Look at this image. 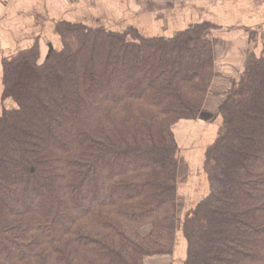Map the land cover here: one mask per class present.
<instances>
[{"label":"trees","instance_id":"trees-1","mask_svg":"<svg viewBox=\"0 0 264 264\" xmlns=\"http://www.w3.org/2000/svg\"><path fill=\"white\" fill-rule=\"evenodd\" d=\"M205 25L168 39L78 23L2 65L0 264H264V57L223 101L205 150L208 192L179 220L172 127L214 77ZM200 41V44H194Z\"/></svg>","mask_w":264,"mask_h":264},{"label":"crops","instance_id":"crops-1","mask_svg":"<svg viewBox=\"0 0 264 264\" xmlns=\"http://www.w3.org/2000/svg\"><path fill=\"white\" fill-rule=\"evenodd\" d=\"M61 22L112 32L130 29L143 37L163 39L205 25L202 37L211 43L215 74L198 116L181 119L172 128L179 149L177 194L182 219L189 206L208 192L204 153L222 128L223 101L230 106L236 102L232 92L239 78L255 58L264 57V0H0V114L15 106L2 94L3 62L36 44L43 59L50 47L59 46L56 27ZM194 169L202 175L199 184L191 179ZM185 253L186 242L178 228L171 253L152 257L147 264H183Z\"/></svg>","mask_w":264,"mask_h":264},{"label":"rangeland","instance_id":"rangeland-1","mask_svg":"<svg viewBox=\"0 0 264 264\" xmlns=\"http://www.w3.org/2000/svg\"><path fill=\"white\" fill-rule=\"evenodd\" d=\"M174 126V125H173ZM173 128V127H172ZM191 179H193L194 181H197V184H199V183H201V173H200V171H199V169H194L192 172H191ZM183 175V177H182V183L183 182H185L186 181V177H185V173L184 174H182ZM189 176H190V174H189ZM198 203V202H197ZM196 203V204H197ZM196 204H191L190 206H189V208H188V210H190V209H192ZM179 211H180V204H179V209H178ZM181 212V211H180ZM180 212L178 213V216H179V220H181V214H180ZM174 247V246H173ZM172 251V250H171ZM185 259V258H184Z\"/></svg>","mask_w":264,"mask_h":264},{"label":"water","instance_id":"water-1","mask_svg":"<svg viewBox=\"0 0 264 264\" xmlns=\"http://www.w3.org/2000/svg\"><path fill=\"white\" fill-rule=\"evenodd\" d=\"M52 49V47H50L49 51Z\"/></svg>","mask_w":264,"mask_h":264}]
</instances>
